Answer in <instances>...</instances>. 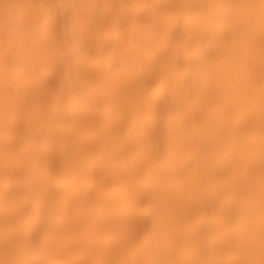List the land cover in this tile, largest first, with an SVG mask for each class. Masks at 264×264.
<instances>
[{"label":"bare ground","instance_id":"bare-ground-1","mask_svg":"<svg viewBox=\"0 0 264 264\" xmlns=\"http://www.w3.org/2000/svg\"><path fill=\"white\" fill-rule=\"evenodd\" d=\"M0 264H264V0H0Z\"/></svg>","mask_w":264,"mask_h":264}]
</instances>
